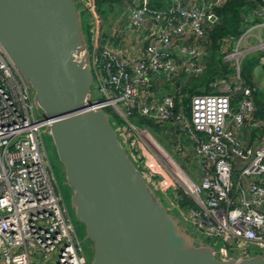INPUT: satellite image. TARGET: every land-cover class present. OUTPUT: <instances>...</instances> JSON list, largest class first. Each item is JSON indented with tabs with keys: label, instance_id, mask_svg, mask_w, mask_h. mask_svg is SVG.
<instances>
[{
	"label": "built area",
	"instance_id": "built-area-1",
	"mask_svg": "<svg viewBox=\"0 0 264 264\" xmlns=\"http://www.w3.org/2000/svg\"><path fill=\"white\" fill-rule=\"evenodd\" d=\"M77 1L92 16L94 0ZM123 1L128 27L135 38L142 36L141 46L134 53L132 46L117 49L99 33L98 20L91 18V50L87 53L82 46L81 51L102 99L88 100L96 109L110 108L124 122L113 129L116 139L130 162L139 163L150 189L169 191L173 200L179 189L191 200L186 210L175 203L174 207L190 228L216 243L208 244L215 258L240 259L255 253L264 257V135L254 145L236 135L245 123L252 128L261 125L252 119L253 87L242 79L240 63L248 54H258L264 63V0L253 11L256 23L237 38L221 41L220 58L230 70L227 79L208 84L215 92L191 96L187 115L174 111L172 93L157 94L150 86L173 85L181 74L202 73L199 41L215 19L211 6L170 0L165 8H153L148 0ZM37 109L28 82L0 46V262L32 264L29 251L49 260L56 250L54 260L42 264H86L45 152L42 133H49L50 121L37 118ZM131 111L177 131L196 160L192 176L165 160L173 175L153 166L158 159L148 146L156 144L146 138L144 128L128 121ZM174 143L177 154L188 158L181 143Z\"/></svg>",
	"mask_w": 264,
	"mask_h": 264
},
{
	"label": "water",
	"instance_id": "water-1",
	"mask_svg": "<svg viewBox=\"0 0 264 264\" xmlns=\"http://www.w3.org/2000/svg\"><path fill=\"white\" fill-rule=\"evenodd\" d=\"M0 46L50 121L74 217L93 249L89 264H264L259 254L220 260L208 245H192L156 201L88 100L91 72L74 56L82 40L73 0H0Z\"/></svg>",
	"mask_w": 264,
	"mask_h": 264
},
{
	"label": "trees",
	"instance_id": "trees-1",
	"mask_svg": "<svg viewBox=\"0 0 264 264\" xmlns=\"http://www.w3.org/2000/svg\"><path fill=\"white\" fill-rule=\"evenodd\" d=\"M76 6V9L78 11V16L80 20V33H81V40H82V46L85 48L86 52L89 53L91 50V27H92V19L94 18L96 20L98 17V14L96 12L95 6L96 4L100 3H108L110 10H115L117 7L121 4H123V0H94V8L92 11V16L87 12L86 9L83 8V6L77 1L73 0ZM149 7L153 8H165L164 4H153L150 2L148 3ZM153 5V6H152ZM263 5L261 0H224L218 5L212 6L209 11L213 13L215 16V19L212 22H208L209 24L204 28V34L202 38L199 41V49H201L204 53L202 56V62H203V71L202 73L198 75H190L187 77H183L181 74L179 78L174 79V84H168L163 83L159 86L153 84L154 88H151V92H156L158 89H160L162 92H170L173 94V101H174V111L181 110L186 115L188 114V102L191 96L197 95V94H207L210 92H215L211 87L208 86V84L215 79L219 78H226L227 79V73L230 71L229 68H227L226 64L221 61L220 58V46L221 41L226 36H232L233 38H237L240 34L243 33V31L253 25L257 22V19L253 15L254 9L259 6ZM82 12L85 13L86 19H85V25L82 26ZM115 13V12H114ZM98 22V28L101 26ZM83 27V28H82ZM115 39V37H112ZM258 54H248L246 55L241 63H240V75L242 79L244 80L245 84L252 86L250 84V76L253 70V67L258 64ZM92 71V70H91ZM95 74L91 73V82L88 90V98L89 100H99L102 99V97L97 93L96 91V83H95ZM175 84H178V88H176ZM157 87V89H155ZM252 97H254V111L252 113V117H264V98L261 94V92L258 89L252 90ZM103 111L108 115L110 122L115 127H118L120 125H124V122L121 121V119L115 115L110 108L106 107L103 109ZM128 121L138 128H144L146 129L156 140L157 134L156 132L160 130V132L163 134V137L165 139V143L170 148V145L172 146L171 142L174 138L175 134L173 131L163 128L165 125L167 126V123H160L155 122L151 119L145 118L143 116H139L135 111H131V113L128 115ZM112 127V126H111ZM258 127L254 128V130H257ZM182 138V137H181ZM183 139V138H182ZM159 141V140H158ZM185 142V140L183 139ZM160 142V141H159ZM160 144L164 146L163 143L160 142ZM134 168L139 172L140 165L138 162L131 161ZM154 193V192H153ZM176 197H174L175 205L179 209L186 210L188 206L192 205L191 200L183 195L180 190H176ZM174 208V207H173ZM174 212H176L175 209H173ZM78 221V220H77ZM79 222V221H78ZM80 223V222H79ZM81 224V223H80ZM83 227V225L81 224ZM186 230H190L193 234H189V237L187 236L189 242L190 240H194L197 243L202 244H209L212 245V247L215 245L213 242L208 243L209 239L203 238L199 235V233L195 230L187 226ZM84 232V227H83ZM85 235V232H84ZM190 238V239H189ZM87 239V238H86ZM89 242L90 240L87 239ZM91 244V242H90ZM90 252L88 255L93 254L92 246L89 248ZM84 254V253H83ZM86 258V254H84ZM91 257L89 260H91ZM87 264V260H86ZM89 264V263H88Z\"/></svg>",
	"mask_w": 264,
	"mask_h": 264
},
{
	"label": "rangeland",
	"instance_id": "rangeland-1",
	"mask_svg": "<svg viewBox=\"0 0 264 264\" xmlns=\"http://www.w3.org/2000/svg\"><path fill=\"white\" fill-rule=\"evenodd\" d=\"M95 9H96V12L98 14V17H97L98 22L100 24L101 23H105L107 25L108 29H110L111 26H112L113 14L116 11L115 10H113V11L110 10L109 9V5L106 2L100 3V4H96ZM85 19H86V15H85V13L82 12V26L85 25V23H84ZM119 29H120L119 32L113 33V36H115V39L112 38V40H111V42H112L111 45L113 44L114 46H116L117 49L120 48L122 37L125 34L129 33V31H130L128 27L127 28L125 27L124 22L120 25ZM141 37L135 38V36L133 35L130 38L132 42L127 47L130 48V46L135 45V46H137V48H139L141 46V42H140L139 38H141ZM127 42H128V40H127ZM74 55H75V60L84 62V58L86 56H85V53L81 51V49L76 51ZM254 72L257 75L256 76L257 78H255V80H256L255 85H256V87H257V89L259 91L264 93V65L256 67ZM262 96L264 97V94ZM35 116L37 118H41L42 117L41 116V112H40L39 109L36 110ZM106 119H107L108 124L110 126H112V128L114 129V125H112V123L110 122V119H109L107 114H106ZM163 128L164 129L167 128V129L170 130V127L168 125L167 126L165 125V127H163ZM133 129H135V128H133ZM147 133L149 135L147 139H149L150 143H155L156 144L155 147L152 144L151 145L149 144L150 146H148L151 150H152V148L155 149L154 150V154L156 155V157L158 159V160L153 161L154 162V165H153L154 167H158L159 171L161 169V170L164 171V173H168L170 175H173V174H172L171 169L169 167H172L175 170L177 168V170L179 169L180 171L184 172L185 174H187L189 176H192L195 173L194 169L197 166V163L195 162L194 159H192L189 156L190 154L188 155V151L185 150L186 154L188 155V158H186V157H182V156L178 155L177 151H175L173 149V146L175 145L174 142L179 141L181 143L182 151H184V147L186 145H185V142L183 141V139L181 138L180 135H175L174 136V138H173V140L171 142L172 146L170 145V148H168V146L165 143V139L163 137V134L160 132V130H158L156 132L157 138H158V140L161 143L164 144V146H166V148H164L160 144V142L158 140H156L148 131H147ZM136 134H138V131H136ZM142 136L145 137L143 134H142ZM42 140H43L45 152H46L47 159H48V162L50 164V167H51L55 182H56L57 187L59 189V192H60V194L62 196V200H63V203H64L66 209H67L69 218H70V220L72 222V225L74 227V231H75L76 237L81 243V246H82V249H83V253L86 254V260H87V264H88L90 262L89 258L91 257V254L88 255L89 252H90L89 248L91 247V244L86 239V237L84 235L83 227L81 226V224L74 217L73 208H72L71 203H70L71 190L65 184L63 167H62L61 163L57 159L55 148H54V145H53V142L51 140V137H50L49 133L43 132L42 133ZM157 148H159V149H157ZM156 153H158V154H156ZM158 155H161L163 161L158 157ZM164 160L169 165V167L165 164ZM162 166L164 168H162ZM142 176H143V173H142ZM142 179H143V181L146 180L145 177L142 178ZM145 184L147 185V183H145ZM152 192H154L153 195L156 198V201L158 203H160L162 207L165 208V210L167 211L168 214H170V216H172V218L174 219L175 223L180 228V231L182 233H185L188 237H189V234H187V233L193 234L190 230H186V228H188L187 227L188 224L183 220L181 215H179L177 209L174 207V203H176V202H175V200H173V194L171 192H169V191H163L162 194L161 193H157V192H155L153 190H152ZM173 209H175L176 212H174ZM210 242L212 243V240L208 241V243H210ZM190 243L192 245H197L198 244L193 239L190 240ZM215 245H216V243H215ZM215 245L213 247H215ZM255 254H257V253H255ZM55 255H56V250L53 253H51L49 260L48 259L44 260V259H41L40 258L41 256H39V254L36 253L35 251H32V252L29 251V256H30V260H31L32 264H36L37 262L40 263V264L47 263V262L49 263L52 260H54Z\"/></svg>",
	"mask_w": 264,
	"mask_h": 264
},
{
	"label": "crops",
	"instance_id": "crops-1",
	"mask_svg": "<svg viewBox=\"0 0 264 264\" xmlns=\"http://www.w3.org/2000/svg\"><path fill=\"white\" fill-rule=\"evenodd\" d=\"M186 1H190L191 3L198 4V5L200 3H202V2H205V3L209 4L211 7L214 6V5H211V3L213 2V0H182V2H184V3ZM150 2H152L153 4L156 3V5L162 3L166 7L170 4V0H148V3L149 4H150ZM125 5H126V3L124 1L123 4L119 5L117 7V9H115L116 12L113 14L112 26H111L110 29H108V27H107V25L105 23H101L102 25L99 27V33H101L102 36L108 37V39H110V41L112 40L113 33L120 31L119 27H120V25L123 22L125 24V27L126 28L128 27V14H127V10L125 8ZM129 30H130V28H129ZM145 32H146V30L145 31L143 30L141 33L144 34ZM125 35L122 37V41H121L120 48H119L120 50L126 48L129 44H131V43H129V40H131L130 38L133 36V34H131V32L129 31V33H127ZM127 40H128V42H127ZM136 49H137V46L133 45L131 47L130 51L132 50L133 53H134L136 51ZM262 65H264V63H261L260 61H258V64H256L253 67V70H252V73H251V76H250V81H249L250 84L253 87V91H254V89L255 90L257 89V87L255 85V83H256L255 78H257L256 77L257 75L254 72V70L256 69V67L262 66ZM153 86L154 85L152 84L151 85V88H154ZM157 86H159V85H157ZM155 89H157V87H155ZM150 91H152V90H150ZM161 93H162V91L160 89H158L157 94H161ZM261 94L263 95L264 93L261 92ZM252 103L254 104V97H252ZM253 108H254V106H253ZM263 108H264V103H263ZM252 119L253 120H258V121L261 122V125H260V127L257 130H254V128L250 127L248 125V123H245L244 125H242L240 127L239 131H237V133H236V135L239 138H241V140L244 143H246L247 145H254L256 143V139H258L259 135H264V117L263 118H260V117H254L253 116ZM167 125L170 127V124H167ZM262 137L264 138V136H262ZM185 150L188 151V155L190 154L189 156L192 159L195 160V158L193 156V153L191 152V150L187 146L184 147V151ZM186 151H185V153H186ZM195 162H196V160H195ZM234 167H235V169H237V162H234ZM150 190L152 191V189H150ZM0 264H1V262H0Z\"/></svg>",
	"mask_w": 264,
	"mask_h": 264
},
{
	"label": "bare ground",
	"instance_id": "bare-ground-1",
	"mask_svg": "<svg viewBox=\"0 0 264 264\" xmlns=\"http://www.w3.org/2000/svg\"><path fill=\"white\" fill-rule=\"evenodd\" d=\"M75 56V55H74ZM144 135V134H143ZM146 138H148V137H146ZM155 147V146H154ZM157 149H159V148H157ZM155 150V149H154ZM163 153V152H162ZM164 158V157H163ZM176 170H177V168H176Z\"/></svg>",
	"mask_w": 264,
	"mask_h": 264
}]
</instances>
